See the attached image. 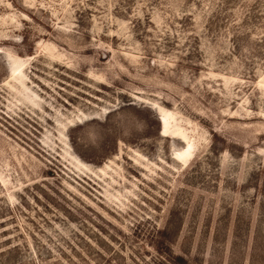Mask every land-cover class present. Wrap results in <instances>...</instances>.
Here are the masks:
<instances>
[{
  "label": "rangeland",
  "instance_id": "1",
  "mask_svg": "<svg viewBox=\"0 0 264 264\" xmlns=\"http://www.w3.org/2000/svg\"><path fill=\"white\" fill-rule=\"evenodd\" d=\"M0 264H264V0H0Z\"/></svg>",
  "mask_w": 264,
  "mask_h": 264
}]
</instances>
